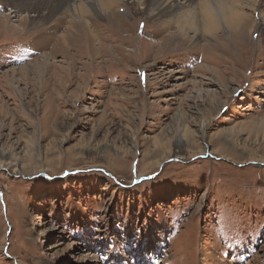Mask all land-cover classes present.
<instances>
[{"label": "rangeland", "instance_id": "1", "mask_svg": "<svg viewBox=\"0 0 264 264\" xmlns=\"http://www.w3.org/2000/svg\"><path fill=\"white\" fill-rule=\"evenodd\" d=\"M117 4L0 0V264H264V37Z\"/></svg>", "mask_w": 264, "mask_h": 264}, {"label": "bare ground", "instance_id": "2", "mask_svg": "<svg viewBox=\"0 0 264 264\" xmlns=\"http://www.w3.org/2000/svg\"><path fill=\"white\" fill-rule=\"evenodd\" d=\"M7 1L13 5L14 14L19 13L21 10H25L35 13L36 15H42L44 14L43 12H47V10L52 15L61 9V11L63 10L62 12L69 13V15L74 13L83 15L85 11L92 10L100 16H109L114 12V10L117 11L120 6L117 3L120 2L123 3L129 10H126L127 13L125 14L126 16H129V12L133 11L135 6H139L143 11L142 13L147 14L153 20H157L158 22L162 17H164L163 24H167L168 26L169 24L176 25V31L174 33L172 32L163 36L159 35V40L153 43L159 47L170 44L172 39H176L177 37H181V40L183 39L182 42H184V40L188 39L187 36L189 32L193 34L190 41H194L193 39L199 40L205 36H211L216 45L220 42L222 44L223 41L225 42V39L218 36L219 34L217 35L220 28L226 29L231 34L230 38H233L234 43L238 41L240 42V40L243 39V31L248 32L249 36L256 31L257 38L264 37V0H90L89 2L79 0L81 5H78L74 11H72L73 8H71L70 2L77 0H63V3H61V0ZM56 4H60L59 9V6H56ZM53 6H56L57 9L52 10L51 7L53 8ZM35 14L34 16H36ZM253 16L256 18L254 19ZM47 18L51 19L52 17L49 16ZM70 28H72V22H69L64 34L58 36L55 46L62 44L63 48L67 51V36ZM82 32L86 34V38H92L94 41L97 38L94 36L93 30L88 23L85 27L82 26ZM82 32L78 35L79 39L83 38ZM65 57L67 58V55H65ZM38 64H41V62ZM218 64L219 63L215 62V65ZM201 69L208 70L219 76L218 72L213 68ZM37 71H39L38 67ZM176 73L177 71L170 70L167 72V77L173 78ZM179 78L181 79V77H178V79Z\"/></svg>", "mask_w": 264, "mask_h": 264}]
</instances>
